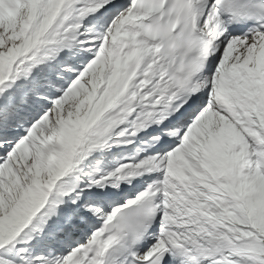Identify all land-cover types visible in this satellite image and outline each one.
<instances>
[{
	"label": "snow or ice",
	"instance_id": "obj_1",
	"mask_svg": "<svg viewBox=\"0 0 264 264\" xmlns=\"http://www.w3.org/2000/svg\"><path fill=\"white\" fill-rule=\"evenodd\" d=\"M0 264H264V0H0Z\"/></svg>",
	"mask_w": 264,
	"mask_h": 264
}]
</instances>
